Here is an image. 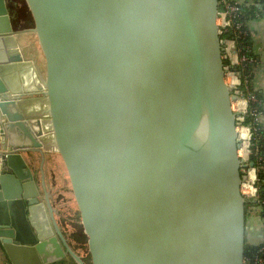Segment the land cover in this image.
Here are the masks:
<instances>
[{
  "label": "water",
  "instance_id": "obj_1",
  "mask_svg": "<svg viewBox=\"0 0 264 264\" xmlns=\"http://www.w3.org/2000/svg\"><path fill=\"white\" fill-rule=\"evenodd\" d=\"M25 2L46 128L0 75V249L10 264H56L66 252L78 264H244L248 176L219 0ZM16 35L0 0V65L24 60ZM46 140L83 256L57 231L23 156Z\"/></svg>",
  "mask_w": 264,
  "mask_h": 264
},
{
  "label": "crops",
  "instance_id": "obj_2",
  "mask_svg": "<svg viewBox=\"0 0 264 264\" xmlns=\"http://www.w3.org/2000/svg\"><path fill=\"white\" fill-rule=\"evenodd\" d=\"M5 1L11 16L13 30L17 34L16 42H18L24 60L22 62L0 65V75L8 87L9 95L19 97L21 108L24 113L28 117L41 118L42 125L45 129L46 118L43 116L45 103L44 98L38 89L40 83L37 64L39 56L34 36L29 28L18 30V27H16V18L10 8V2L9 0ZM239 1L248 6L253 3L252 0ZM248 28L252 36L253 52L257 59L254 87L255 90L261 92L264 96V16H254L251 18L248 21ZM238 102H242V108L246 106L245 101ZM259 120L262 125H264V110L259 116ZM243 130H245V140L248 138L245 142L249 145L248 140H250L251 131L247 127ZM2 143L3 133H0V151L3 147ZM46 143L48 145V140H46ZM23 156L27 161H32L31 167L35 172V178L41 196L48 204L47 206L54 226L56 225L57 231H60L70 249L77 253L76 246L74 245L75 243L68 231V227L70 226L69 221L74 222V220L56 153L51 149L50 145H48V147L44 148L41 153L23 152ZM254 210L255 211L251 214H248L246 223V242L247 246L251 247L264 245V220L261 217L260 207ZM66 254L67 256L62 262L64 261L65 264H71V259L77 262L70 252H66ZM10 263L11 262L8 261L6 254L0 249V264Z\"/></svg>",
  "mask_w": 264,
  "mask_h": 264
},
{
  "label": "built area",
  "instance_id": "obj_3",
  "mask_svg": "<svg viewBox=\"0 0 264 264\" xmlns=\"http://www.w3.org/2000/svg\"><path fill=\"white\" fill-rule=\"evenodd\" d=\"M252 1L253 3L251 5H256L259 10H255V16L260 17L261 15H264V0ZM244 13L245 4H243L239 0H219L217 24L219 27L220 35L229 30H231L234 35L233 38H226L222 41L223 59L229 61V64L225 67L226 81L228 85L232 88V93L235 94V96L237 97L236 101L246 102V106L244 108H238L237 110H235L237 114V125L240 124L242 126L241 129H244L246 127L242 124V122L245 120V116L250 110L249 102L257 101V98L254 94L246 96L244 92L239 88L242 83L241 73L233 71L231 69L232 66L244 67L247 63H251L254 61L252 57H249L245 53H242L241 48L239 47V38L247 35V32L244 30V23L242 22V19L245 15ZM252 115L257 116V118H259L261 113L254 110L252 111ZM251 137L249 140V145L247 146V153L243 156V158H246V160L244 161L243 159L242 164V167L245 170L244 171L242 168V171L244 172L243 174L247 175L248 179L242 184L241 191L246 200L249 199L258 202L261 217L264 220V198L260 195L258 186L259 168L255 164L253 167H251L252 162L250 161V154L252 153V150L250 148ZM244 264H264V245H260L253 253H251L250 256L247 255L245 257Z\"/></svg>",
  "mask_w": 264,
  "mask_h": 264
},
{
  "label": "trees",
  "instance_id": "obj_4",
  "mask_svg": "<svg viewBox=\"0 0 264 264\" xmlns=\"http://www.w3.org/2000/svg\"><path fill=\"white\" fill-rule=\"evenodd\" d=\"M10 8L12 13L16 18V27L18 30H25L32 26V20L28 17L27 6L23 2L19 3L18 0H9ZM21 7H20V6ZM255 10H258L256 5H245V15L242 19L244 23V30L247 32V35L239 38V47L241 48V52L245 53L249 57L254 59L253 62L247 63L244 67L242 66H232L231 69L233 71H237L241 73V85L239 88L244 92L246 96L250 94H254L257 98L256 102H249V112L245 116V120L242 124L246 127H249L252 132L251 137V145L250 148L252 153L250 154V161L253 162L258 168V176H259V193L264 198V125L260 122L257 116L252 115V111L256 110L259 113H262L264 110V96L261 92L255 90L254 80H255V69L257 67V59L253 52V41L252 36L248 28V21L255 16ZM259 11V10H258ZM264 16V15H261ZM234 35L231 30L224 32L221 35V41L226 38H233ZM224 60L225 67L229 64V61ZM246 136V135H245ZM245 138V137H244ZM261 158V160H260ZM259 208V204L254 200H246V223L248 214H251L254 209ZM72 221H69V224ZM259 246H249L246 247L245 256H250ZM71 264H76L73 259L70 260ZM56 264H65V262L61 261Z\"/></svg>",
  "mask_w": 264,
  "mask_h": 264
},
{
  "label": "rangeland",
  "instance_id": "obj_5",
  "mask_svg": "<svg viewBox=\"0 0 264 264\" xmlns=\"http://www.w3.org/2000/svg\"><path fill=\"white\" fill-rule=\"evenodd\" d=\"M19 1V3H22L23 4V2L26 4V2H25V0H18ZM20 6V5H19ZM27 6V5H26ZM21 7V6H20ZM27 11H28V17H30L31 18V16H30V12H29V10H28V7H27ZM32 23V22H31ZM233 94V93H232ZM235 95V94H234ZM238 102V101H237ZM236 102V103H237ZM236 103H234V104H236ZM233 106V105H232ZM238 109V106L237 105H235L234 107H233V111L235 112V110H237ZM236 113V112H235ZM238 126V133L240 134V130L239 129H241L242 128V126L240 125V124H238L237 125ZM246 138V137H245ZM245 138L244 139H242V138H240V143H241V149H240V151H239V156L241 157V159L243 160L244 159V161L246 160V158H243V156L246 154L245 152H244V150H243V146L244 145H247V142H245L246 140H245ZM249 141V140H248ZM242 164H243V161H242ZM243 168V167H242ZM243 170H244V168H243ZM245 171V170H244ZM242 173H244L243 171H242ZM68 231H69V233H70V236H71V238L73 239V241H74V245L76 246V251H77V253H78V255H80V256H83L84 255V253L86 252L85 250H83V248H82V243H81V241H80V239H79V237H78V227H76V225H75V223L74 222H72V223H70V226L68 227ZM75 263H77V262H75Z\"/></svg>",
  "mask_w": 264,
  "mask_h": 264
},
{
  "label": "bare ground",
  "instance_id": "obj_6",
  "mask_svg": "<svg viewBox=\"0 0 264 264\" xmlns=\"http://www.w3.org/2000/svg\"><path fill=\"white\" fill-rule=\"evenodd\" d=\"M236 102H237V101H236ZM236 102H234V103H236ZM234 103H233V107H234L235 105H237L239 109L242 108V102H237L236 104H234ZM244 137H245V130L240 129V138L243 139ZM247 144H248V143H247ZM247 146H248V145H244V146L242 147L245 153H247ZM240 149H241V145H240ZM240 149H239V151H240Z\"/></svg>",
  "mask_w": 264,
  "mask_h": 264
},
{
  "label": "flooded vegetation",
  "instance_id": "obj_7",
  "mask_svg": "<svg viewBox=\"0 0 264 264\" xmlns=\"http://www.w3.org/2000/svg\"><path fill=\"white\" fill-rule=\"evenodd\" d=\"M246 247H249V246H247V242H246Z\"/></svg>",
  "mask_w": 264,
  "mask_h": 264
}]
</instances>
